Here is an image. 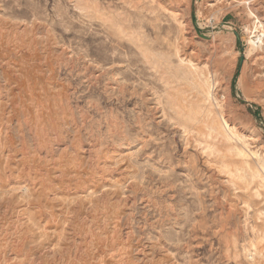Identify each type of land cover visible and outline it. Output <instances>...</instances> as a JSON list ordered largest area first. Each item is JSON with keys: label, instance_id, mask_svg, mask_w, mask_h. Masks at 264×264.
Returning a JSON list of instances; mask_svg holds the SVG:
<instances>
[{"label": "rangeland", "instance_id": "374dc122", "mask_svg": "<svg viewBox=\"0 0 264 264\" xmlns=\"http://www.w3.org/2000/svg\"><path fill=\"white\" fill-rule=\"evenodd\" d=\"M264 0H0V264H264Z\"/></svg>", "mask_w": 264, "mask_h": 264}, {"label": "bare ground", "instance_id": "6f19581e", "mask_svg": "<svg viewBox=\"0 0 264 264\" xmlns=\"http://www.w3.org/2000/svg\"><path fill=\"white\" fill-rule=\"evenodd\" d=\"M264 35V33H262L260 36H263Z\"/></svg>", "mask_w": 264, "mask_h": 264}]
</instances>
